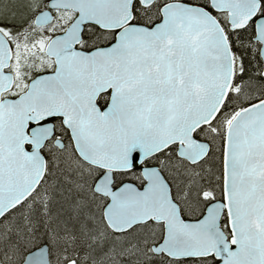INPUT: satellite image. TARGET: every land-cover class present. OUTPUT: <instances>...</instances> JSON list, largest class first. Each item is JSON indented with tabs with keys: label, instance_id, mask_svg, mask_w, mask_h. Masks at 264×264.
<instances>
[{
	"label": "snow or ice",
	"instance_id": "6c2138e0",
	"mask_svg": "<svg viewBox=\"0 0 264 264\" xmlns=\"http://www.w3.org/2000/svg\"><path fill=\"white\" fill-rule=\"evenodd\" d=\"M0 264H264V0H0Z\"/></svg>",
	"mask_w": 264,
	"mask_h": 264
}]
</instances>
